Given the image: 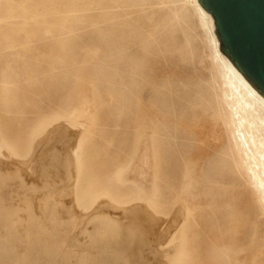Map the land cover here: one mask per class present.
<instances>
[{
  "label": "rangeland",
  "instance_id": "rangeland-1",
  "mask_svg": "<svg viewBox=\"0 0 264 264\" xmlns=\"http://www.w3.org/2000/svg\"><path fill=\"white\" fill-rule=\"evenodd\" d=\"M11 1L0 3V197L11 236L0 237V264H264V220L255 232L244 218L229 108L194 1L138 9L110 36L130 40L115 54L46 34L13 8L35 0ZM36 1L45 22L49 1Z\"/></svg>",
  "mask_w": 264,
  "mask_h": 264
},
{
  "label": "bare ground",
  "instance_id": "bare-ground-1",
  "mask_svg": "<svg viewBox=\"0 0 264 264\" xmlns=\"http://www.w3.org/2000/svg\"><path fill=\"white\" fill-rule=\"evenodd\" d=\"M3 0H0V3H2ZM9 2H14L11 0H5ZM16 1V0H15ZM29 1V0H28ZM42 2V0H39ZM44 1V0H43ZM47 2V0H45ZM44 1V3H45ZM49 3L46 6L45 4V11L47 13V20L45 22L40 21V16H41V10L40 9V3L35 0V5L33 7L27 6L26 2H23L22 4H14L12 3L13 8L15 11H17L18 14H21L27 24H33L37 25L40 27H44L46 34H51L52 32H62L67 40L73 44L80 45L83 48H88L92 45H98L101 46L102 48L101 52H105L106 50L109 51V49L116 48L118 46H122V44L125 42V44L128 45L127 40L121 43V40L117 42L118 36L116 35L114 37L116 38H111L110 36L116 34L119 32L118 29L120 27L122 30H126L124 27H132L129 25V21L132 20L129 19L130 16L134 13L137 12L138 9H140V13L146 12L147 6L152 2V0H128L127 2H124V4L128 3L129 5H123L118 3L116 0H109L108 2H104L105 0H48ZM120 1V0H118ZM166 1V0H162ZM162 3V6L164 2ZM195 4V10H197V14L199 15L201 21L203 22L204 25L208 26L209 31H210V37L212 44L214 45V50H215V56H214V62H215V68L217 70L218 76L220 78V87H221V98L224 100L227 104V108H229V120L228 122L225 123L227 124L226 128L229 131V134L231 136V140L228 144V150L230 151V157L232 164L235 167L236 174L239 176V180L242 182L244 185L242 188L246 192L244 195V200L242 202V207H244L245 210V217L246 222H250L254 220L256 224L259 226V228H256V231H260L261 225L263 220H264V94H262L257 88L252 86L250 83H248L245 79H243L240 74L233 68V66L229 63V61L225 58L223 55L221 49H220V41L215 33V22L212 16L207 13L201 6L200 0H193ZM31 2V1H29ZM36 2L39 4H36ZM77 2V5H73V3ZM123 2V0H122ZM159 2V0L155 1ZM170 2V1H168ZM19 3V2H18ZM66 3V4H65ZM167 3V2H166ZM179 3V2H178ZM184 3V1L182 2ZM34 4V0H33ZM71 4V6H69ZM168 4V3H167ZM166 4V5H167ZM177 4V3H176ZM188 4V3H187ZM152 5V4H151ZM150 5V6H151ZM148 6V7H150ZM157 6V5H156ZM175 6V5H174ZM152 7V6H151ZM170 7V6H169ZM177 7V5H176ZM182 7V6H181ZM164 8V7H163ZM151 9V8H150ZM160 9V8H159ZM178 9V7H177ZM189 9V8H188ZM172 11V10H171ZM1 12V10H0ZM176 12L177 11H173ZM184 12V11H183ZM140 13L135 14L140 16ZM187 13V12H186ZM193 13V12H192ZM171 14V12H170ZM62 15V17H60ZM168 15V14H167ZM134 16V14H133ZM138 16V17H139ZM175 16V15H174ZM132 17V16H131ZM185 17V16H184ZM137 18V17H136ZM135 18V19H136ZM148 18V16H147ZM146 18V19H147ZM151 17H149L150 19ZM145 19V20H146ZM152 19V18H151ZM1 19L0 23L2 22ZM139 20V19H137ZM175 20V19H174ZM8 21V20H7ZM135 20H133L134 22ZM143 21V20H142ZM151 21V20H147ZM178 21V20H176ZM144 22V21H143ZM161 22V21H160ZM172 22V21H171ZM180 22V21H179ZM132 23V22H130ZM178 23V22H177ZM176 23V24H177ZM199 23V22H198ZM136 26L138 23H134ZM143 24V23H142ZM145 24V23H144ZM151 24V23H150ZM160 24V23H159ZM180 24V23H179ZM134 26L133 28H136ZM144 26V25H143ZM156 26V25H155ZM154 26V27H155ZM46 27V28H45ZM127 28V30H128ZM160 28V27H159ZM137 29V28H136ZM149 29V28H148ZM157 29V28H156ZM173 29H175L173 27ZM44 31V32H45ZM121 31V30H120ZM131 31V30H130ZM129 31V32H130ZM136 31V30H134ZM141 30L138 28V33H140ZM145 30L143 29V32ZM152 31V30H151ZM179 31V30H178ZM127 32V31H125ZM128 32V33H129ZM181 32V31H180ZM122 33V32H119ZM127 33V34H128ZM131 33V32H130ZM129 33V34H130ZM152 33V32H151ZM155 33V31H154ZM45 34V35H46ZM124 34V33H123ZM122 34V36H123ZM128 34V36H130ZM135 34V32H134ZM135 34V35H137ZM142 34V32H141ZM149 34V33H148ZM147 34V35H148ZM176 34V33H175ZM95 35L96 38H93L92 36ZM144 35V34H143ZM142 35V36H143ZM150 35V34H149ZM171 35V33L169 34ZM121 36V37H122ZM126 35H124L125 37ZM133 36V35H132ZM130 36L131 38H134ZM146 36V34L144 35ZM154 35L152 34L151 37ZM156 36V35H155ZM166 36V35H165ZM62 37V36H61ZM60 37V38H61ZM86 37V38H85ZM121 39H125V38ZM85 38V39H84ZM127 38V36H126ZM143 38V37H142ZM140 37V39H142ZM150 38V37H149ZM53 39V38H52ZM113 39V40H110ZM136 39V38H135ZM139 39V37H138ZM168 39V38H167ZM176 39V38H174ZM146 41V39L141 40ZM130 41V40H129ZM136 41L139 42V40L136 39ZM159 41V40H158ZM165 41V40H164ZM53 42V41H52ZM69 43V45H70ZM146 43V42H145ZM54 44V43H53ZM143 44V43H142ZM211 44V43H210ZM160 45V44H159ZM171 45V44H170ZM175 45V44H174ZM79 46V47H80ZM133 46V45H132ZM140 46L141 43H140ZM145 46V45H144ZM144 46H142L144 48ZM139 47V46H138ZM137 47V48H138ZM75 48V47H73ZM92 48H94L92 46ZM104 48V49H103ZM125 48V47H124ZM123 48V49H124ZM130 48V47H129ZM154 48V47H153ZM15 49V48H14ZM122 49V50H123ZM105 50V51H104ZM114 50V49H113ZM111 50L109 52L113 53L114 51ZM115 50H118L117 48ZM137 50V49H136ZM139 50V49H138ZM145 50V48H144ZM120 51V50H119ZM132 51V50H131ZM141 51V50H140ZM108 52V53H109ZM118 52V51H115ZM128 52V51H127ZM138 52V51H137ZM143 52V51H142ZM174 52V51H173ZM133 53V52H132ZM148 53V51H147ZM169 53V52H168ZM105 54V53H104ZM115 54V53H113ZM112 55L113 58L114 56L117 55ZM116 54H119L116 53ZM123 54V53H122ZM127 54V53H126ZM125 54V55H126ZM131 54V53H130ZM103 55V53L101 54ZM106 55V54H105ZM108 55V54H107ZM120 55V54H119ZM147 55V54H145ZM149 55V54H148ZM104 56V55H103ZM111 56V57H112ZM131 56V55H130ZM105 57V56H104ZM100 57L101 61H106L108 58L109 60L111 59L110 56L107 58ZM118 57V56H117ZM112 58V60H113ZM122 58V57H121ZM136 58V57H135ZM162 58V57H161ZM115 59V58H114ZM119 59V57H118ZM126 58H124L125 60ZM134 59V58H133ZM145 59V58H144ZM99 60V59H98ZM122 60V59H121ZM128 60V59H127ZM135 60V59H134ZM133 60V61H134ZM111 61V60H110ZM115 63L116 59L114 60ZM118 61V60H117ZM74 62V61H73ZM122 62V61H121ZM120 62V63H121ZM144 62V61H143ZM76 63V62H75ZM111 64L112 61L110 62ZM125 63V61L123 62ZM128 63V62H127ZM130 63V62H129ZM7 64V62H6ZM102 65V64H100ZM121 65V64H119ZM132 65V64H131ZM143 65V64H141ZM214 65V64H213ZM112 67V65H110ZM116 66V65H115ZM118 66V65H117ZM114 67V66H113ZM133 67V66H131ZM129 67V68H131ZM137 67V66H136ZM143 67V66H142ZM110 68V67H109ZM117 68V67H116ZM125 68V66H124ZM123 68V69H124ZM128 68V67H127ZM111 69V68H110ZM109 69V70H110ZM115 69V68H114ZM112 68V70H114ZM122 69V67H121ZM135 69V68H134ZM133 69V71H134ZM144 69V68H143ZM6 70V69H5ZM52 70V69H51ZM108 70V69H107ZM117 70V69H115ZM131 70V69H130ZM157 70L160 72L161 68L160 66L157 68ZM123 71V70H121ZM127 71V70H126ZM125 71V72H126ZM129 71V70H128ZM3 72V71H2ZM108 72V77L113 74ZM116 74L119 73L118 71H115ZM114 72V74H115ZM132 73V71H129ZM135 72V71H134ZM137 72V71H136ZM128 73V72H127ZM130 73V74H131ZM15 74V73H14ZM113 74V75H114ZM114 75L115 78L119 75ZM8 75V74H7ZM112 75V80L114 79V76ZM134 75V74H133ZM136 75V74H135ZM3 76V75H2ZM5 76V75H4ZM3 76V77H4ZM129 76V75H128ZM6 77V76H5ZM119 77V76H118ZM117 77V79H118ZM131 77V75L129 76ZM141 77V76H140ZM143 77V76H142ZM9 78V77H7ZM218 78V79H219ZM4 79V78H3ZM212 79V78H211ZM7 80V79H6ZM213 82V81H212ZM214 83V82H213ZM219 83V82H218ZM211 87V86H210ZM145 88V87H144ZM149 88V87H148ZM147 89V88H145ZM213 89V88H212ZM218 89V88H217ZM4 90V89H3ZM215 90V89H214ZM6 91V90H5ZM217 92V91H216ZM4 93V92H3ZM143 93V92H142ZM214 94V93H213ZM215 95V94H214ZM5 97V95H4ZM217 99V98H216ZM88 102V101H87ZM225 104V103H224ZM217 106V105H216ZM76 111V110H75ZM74 112V111H73ZM71 112V113H73ZM207 112V111H206ZM227 112V110H226ZM223 113V112H222ZM91 114V113H90ZM216 114V113H215ZM60 115V114H59ZM67 115V114H66ZM71 115V114H70ZM86 115V114H85ZM61 116V115H60ZM69 116V115H68ZM72 116V115H71ZM80 116V115H79ZM77 116V117H79ZM58 119L60 118L57 116ZM55 117V119L57 118ZM62 117V116H61ZM86 117V116H85ZM223 117V116H222ZM54 118V117H53ZM63 118V117H62ZM68 118V117H67ZM66 118V119H67ZM224 118V117H223ZM51 119V118H50ZM61 119V118H60ZM91 119V118H90ZM62 120V119H61ZM223 120V119H222ZM224 121V120H223ZM88 122V121H87ZM67 123V122H66ZM68 124V123H67ZM137 132V130H136ZM144 132V131H143ZM31 133V132H30ZM1 134V133H0ZM148 134V133H147ZM1 136V135H0ZM32 136V134H31ZM146 134L144 135V137ZM153 136V134L151 135ZM155 136H153L154 138ZM155 140V139H154ZM153 140V141H154ZM144 141V140H143ZM151 141V140H150ZM227 141V140H226ZM147 142V141H146ZM149 143V142H148ZM150 144V143H149ZM153 144H156L153 142ZM152 145V147H154ZM146 147H148V144H145ZM150 145V146H151ZM80 146V145H79ZM78 146V147H79ZM151 148V147H150ZM78 154V152H77ZM81 155V153H80ZM225 156V155H224ZM81 157V156H80ZM229 157V156H228ZM81 160V159H80ZM226 164V163H225ZM234 169V168H233ZM230 176V175H229ZM232 176V175H231ZM225 185L230 186L234 185V183L228 182V180H224ZM222 183V182H221ZM224 187V186H223ZM157 189V188H156ZM91 190V189H90ZM95 190V189H93ZM90 192V191H89ZM99 190L93 192V195L96 198L94 203L102 197L99 195H102V193ZM101 192H104L101 190ZM156 192V191H155ZM88 193V192H87ZM95 193V194H94ZM86 194V193H85ZM112 194V193H111ZM76 195V194H75ZM125 195V194H124ZM123 195V196H124ZM110 196V193H109ZM113 196V195H112ZM119 196V195H118ZM76 197V196H75ZM88 197V196H87ZM93 197V196H92ZM106 198H108L105 195ZM128 198V196H125ZM124 197V198H125ZM136 197V196H135ZM123 198V199H124ZM86 199V198H85ZM110 199V198H109ZM129 199V198H128ZM3 199L0 197V237H2L4 234V238L8 240L11 236H9V231H8V223L9 219L2 215L4 212V207H3ZM92 201V200H91ZM108 201V200H107ZM113 201V200H112ZM126 201V200H125ZM129 201V200H128ZM242 201V200H241ZM111 202V201H110ZM116 202V201H115ZM131 202V201H130ZM22 203V202H21ZM76 203V202H74ZM79 203V202H78ZM77 203V205H78ZM93 203V204H94ZM114 203V202H113ZM139 203V200L138 202ZM148 203V202H147ZM150 203V202H149ZM92 204V205H93ZM96 204V203H95ZM94 204V205H95ZM117 204V203H114ZM76 205V204H75ZM98 205V203L96 204ZM127 205V204H126ZM125 205V206H126ZM122 206V205H118ZM124 206V204H123ZM129 206V204H128ZM134 206V205H133ZM149 206V205H148ZM153 206V205H152ZM79 207V206H78ZM97 207V206H95ZM137 207V206H136ZM83 208V207H82ZM94 208V206H93ZM161 208V207H160ZM139 209V208H138ZM151 209V208H150ZM149 209V210H150ZM186 209V208H185ZM184 209V210H185ZM78 210V209H77ZM80 210V209H79ZM93 210V209H91ZM95 210V209H94ZM145 210V209H144ZM152 210V209H151ZM188 210V209H187ZM178 211V210H177ZM250 211V212H248ZM90 213V211H88ZM86 212V213H88ZM140 212V211H139ZM85 213V212H84ZM100 211L97 210L94 212L92 219H95L96 217L99 218L98 216L101 215L99 214ZM155 213V212H154ZM7 214V213H6ZM5 214V215H6ZM176 214V213H175ZM92 215V214H91ZM145 215V214H144ZM147 215V214H146ZM156 215V214H155ZM184 215V214H183ZM8 216V215H7ZM161 216V215H160ZM85 217V216H84ZM91 217V216H90ZM141 217V214H140ZM145 217V216H144ZM170 217V216H169ZM187 217V216H186ZM242 217V216H241ZM166 218V217H165ZM176 218V216H175ZM243 218V219H244ZM159 219V218H157ZM87 220V219H85ZM90 221V219H89ZM103 221V220H102ZM147 221V220H146ZM150 221V220H149ZM168 221V220H167ZM178 221V220H177ZM184 221V220H183ZM86 222V221H85ZM112 222V221H111ZM180 222V221H179ZM178 222V223H179ZM104 223V222H103ZM149 223V222H148ZM106 224V223H105ZM102 225V224H101ZM103 226V225H102ZM101 226V227H102ZM109 226V224H108ZM111 226V225H110ZM175 226V225H174ZM178 226V225H177ZM113 227V226H112ZM104 228V227H103ZM106 228V226H105ZM108 228V227H107ZM111 228V227H110ZM152 228V227H151ZM176 228V227H175ZM109 229V228H108ZM110 230V229H109ZM112 230V229H111ZM110 230V231H111ZM263 233V238H264V229L262 230ZM174 234V233H173ZM258 233H255L254 236H256ZM9 236V237H8ZM13 237V236H12ZM169 238V237H168ZM82 242V241H81ZM240 242L242 240L240 239ZM252 243L254 242V239L251 241ZM243 244V243H242ZM262 250H264V242L262 244ZM242 252V251H241ZM240 253V252H239ZM243 253V252H242ZM261 253V251L259 252ZM139 254V253H138ZM241 254V253H240ZM264 254V253H262ZM261 254V255H262ZM157 256V255H156ZM157 258V257H156ZM168 258V257H167ZM239 261V260H238ZM150 262V261H149ZM235 263V262H234ZM240 263V262H239ZM236 264V263H235Z\"/></svg>",
  "mask_w": 264,
  "mask_h": 264
},
{
  "label": "water",
  "instance_id": "water-1",
  "mask_svg": "<svg viewBox=\"0 0 264 264\" xmlns=\"http://www.w3.org/2000/svg\"><path fill=\"white\" fill-rule=\"evenodd\" d=\"M200 4L214 19L225 58L264 94V0H200Z\"/></svg>",
  "mask_w": 264,
  "mask_h": 264
}]
</instances>
